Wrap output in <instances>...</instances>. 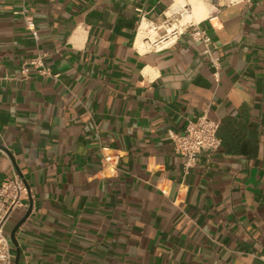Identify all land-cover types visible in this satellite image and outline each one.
<instances>
[{
    "label": "crops",
    "instance_id": "obj_1",
    "mask_svg": "<svg viewBox=\"0 0 264 264\" xmlns=\"http://www.w3.org/2000/svg\"><path fill=\"white\" fill-rule=\"evenodd\" d=\"M175 3L0 0V184L29 188L11 264L29 205L19 264H264V0L209 3L217 70L186 33L136 47ZM201 115L220 145L185 173L171 135Z\"/></svg>",
    "mask_w": 264,
    "mask_h": 264
},
{
    "label": "built area",
    "instance_id": "obj_2",
    "mask_svg": "<svg viewBox=\"0 0 264 264\" xmlns=\"http://www.w3.org/2000/svg\"><path fill=\"white\" fill-rule=\"evenodd\" d=\"M212 3L213 0H204ZM191 11L189 3L172 4L164 13L160 24L148 21L142 15L138 21L137 36L140 28L142 50L145 52H160L170 49L183 34H188L193 40L200 41L205 45V53L209 56L207 49L210 41L205 31L199 29L198 23L194 21L185 22L183 18ZM35 35V34H34ZM209 62L214 69L219 68L218 58L209 57ZM26 68L22 69L25 75ZM43 74H49L47 69L42 68ZM219 124L208 119L205 115L199 116L190 122L182 134H172L171 140L174 151L183 159V170L188 172L195 165L197 156L203 152H214L219 148L220 140L217 137ZM27 198V190L22 180L13 174L0 184V264H11V250L8 238L4 233V227L14 210L22 208Z\"/></svg>",
    "mask_w": 264,
    "mask_h": 264
},
{
    "label": "bare ground",
    "instance_id": "obj_3",
    "mask_svg": "<svg viewBox=\"0 0 264 264\" xmlns=\"http://www.w3.org/2000/svg\"><path fill=\"white\" fill-rule=\"evenodd\" d=\"M225 1H231V0H220V3H223ZM191 3V11L188 15H186L183 20L185 22L189 21H194V22H199L203 18H205L210 9L213 7L211 4L205 2L204 0H190ZM143 27L140 28V34L136 38V47L139 50H142V42H141V34L143 33L142 31Z\"/></svg>",
    "mask_w": 264,
    "mask_h": 264
},
{
    "label": "water",
    "instance_id": "obj_4",
    "mask_svg": "<svg viewBox=\"0 0 264 264\" xmlns=\"http://www.w3.org/2000/svg\"><path fill=\"white\" fill-rule=\"evenodd\" d=\"M26 190H28V185L25 183V181H22ZM31 211V206L29 205V208L27 209L25 215L22 217V219L12 228V230L9 233V241L11 242V244L14 247V251H15V256H14V260H13V264H19V256H20V251L17 245V242L15 240V233L17 232L18 228L23 224V222L26 220V218L29 216Z\"/></svg>",
    "mask_w": 264,
    "mask_h": 264
},
{
    "label": "rangeland",
    "instance_id": "obj_5",
    "mask_svg": "<svg viewBox=\"0 0 264 264\" xmlns=\"http://www.w3.org/2000/svg\"><path fill=\"white\" fill-rule=\"evenodd\" d=\"M188 1V3L191 5V3H190V0H187ZM177 3H180V4H182L183 3V1L182 0H177Z\"/></svg>",
    "mask_w": 264,
    "mask_h": 264
}]
</instances>
